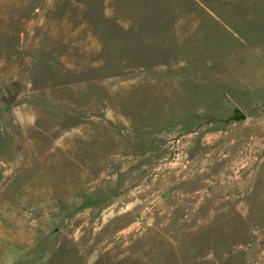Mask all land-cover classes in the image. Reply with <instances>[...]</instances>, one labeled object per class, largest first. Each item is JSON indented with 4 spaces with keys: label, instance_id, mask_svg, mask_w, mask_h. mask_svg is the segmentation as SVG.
<instances>
[{
    "label": "rangeland",
    "instance_id": "1",
    "mask_svg": "<svg viewBox=\"0 0 264 264\" xmlns=\"http://www.w3.org/2000/svg\"><path fill=\"white\" fill-rule=\"evenodd\" d=\"M0 264H264V0H0Z\"/></svg>",
    "mask_w": 264,
    "mask_h": 264
}]
</instances>
